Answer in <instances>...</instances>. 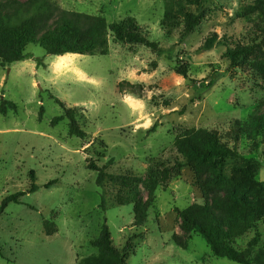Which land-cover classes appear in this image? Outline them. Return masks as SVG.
Returning <instances> with one entry per match:
<instances>
[{
    "label": "rangeland",
    "instance_id": "374dc122",
    "mask_svg": "<svg viewBox=\"0 0 264 264\" xmlns=\"http://www.w3.org/2000/svg\"><path fill=\"white\" fill-rule=\"evenodd\" d=\"M55 1L62 10L102 15L108 24L133 18L166 52L157 57L146 47L115 43L109 34L107 55H77L72 66L61 71L55 67L57 57L33 44L26 47L25 60L0 64V105H16L0 114V205L6 197L30 189L31 172L37 186L19 204L0 210V264H77L96 254L90 242L98 238L104 223L115 246L123 248L131 240L126 264H237L214 257L200 235L186 236L180 230L177 210L203 203L189 168L173 171L158 187L145 227L136 228L132 205H115L119 189L109 181L99 188L97 174L87 163L102 166L113 160L108 174L144 179L150 170L159 172L183 162L174 139L191 128L213 132L233 147L228 137L232 126H245L264 110V81L250 65L264 58V44L234 66L225 47H200L213 34L231 48L260 44L264 0H207L186 7V12L200 16V22L184 39L181 16L172 21L170 34L162 28L168 0ZM250 7L256 10L247 14ZM182 66L187 78L176 73ZM210 80L215 81L213 87L201 91ZM122 81L141 83L143 98L119 93ZM58 100L74 110L85 139L69 135L67 118L52 125L64 114ZM154 124L155 131L149 133ZM235 147L254 160L253 176L263 182L264 145L242 139ZM240 165V160H226L223 174L240 177ZM140 190L146 199L147 192L142 186ZM48 221L57 229L52 236L44 232ZM255 237V249L264 248V215L234 241V247L243 251Z\"/></svg>",
    "mask_w": 264,
    "mask_h": 264
},
{
    "label": "trees",
    "instance_id": "16d2710c",
    "mask_svg": "<svg viewBox=\"0 0 264 264\" xmlns=\"http://www.w3.org/2000/svg\"><path fill=\"white\" fill-rule=\"evenodd\" d=\"M202 1L207 0H168L161 24L164 32L170 34L172 21L176 16H181L183 27L180 39H184L200 22V16L186 12V7L201 4ZM255 10L250 7L247 14H252ZM109 34L115 43L140 45L152 50L157 57L166 52L159 44L149 40L133 18L108 24L102 15L62 10L55 0H0L1 65L25 60V49L31 44L38 45L50 56H105L109 53ZM263 44L264 40L260 44L231 48L228 42L213 34L205 39L200 50L210 51L216 47H225V55L234 66L239 59L256 53ZM39 65L41 62H38ZM250 65L264 81V58L255 59ZM176 73L187 78L186 66L177 68ZM214 83V80H210L200 87L201 91L212 88ZM143 89L141 83L122 81L118 84L119 93H126L137 99L143 98ZM58 104L63 107L64 114L55 118L52 125L67 118L70 120L69 135L85 139L87 134L79 127L74 110L66 108L59 100ZM7 109L15 110L16 105L3 101L0 114H6ZM156 127L154 124L148 132L153 133ZM228 137L234 143L233 147H229L215 133L206 129L183 130L175 137L173 144L183 162L178 163L175 168H164L159 172L150 170L144 179L132 174H108L107 170L113 166V160H108L102 166L88 160L87 168L96 172V185L99 188L103 189L109 181L119 189L115 205H132L133 226L136 228L145 227L147 211L154 205L158 187L169 181L173 171L189 168L198 183L203 203H194L183 210H177L182 233L186 236L200 235L214 257L237 264H264V248L255 249L258 244L256 237L243 251L234 247V241L244 236L264 215V181L256 180L253 176L251 164L254 160L244 158L235 147L242 139H257L264 145V110L251 116L245 126L235 123ZM226 160H240L239 167L243 175H224L223 164ZM30 176V189L26 193L18 192L6 197L1 202V211L9 204H19L26 194L37 191L35 173L31 172ZM140 186L147 192L146 199L142 197ZM101 208L103 212L106 211L103 200ZM44 232L46 236L55 234V224L45 222ZM173 240L180 247H186V243H181L177 237H173ZM90 244L96 248V254L80 260L77 264H126L133 249L131 240L123 248L115 246L106 223L102 225L98 238Z\"/></svg>",
    "mask_w": 264,
    "mask_h": 264
},
{
    "label": "bare ground",
    "instance_id": "6f19581e",
    "mask_svg": "<svg viewBox=\"0 0 264 264\" xmlns=\"http://www.w3.org/2000/svg\"><path fill=\"white\" fill-rule=\"evenodd\" d=\"M55 57H57L55 67L58 71H61L64 68H68L72 66V62L74 59L77 58V55L76 54H66L63 56H55Z\"/></svg>",
    "mask_w": 264,
    "mask_h": 264
}]
</instances>
